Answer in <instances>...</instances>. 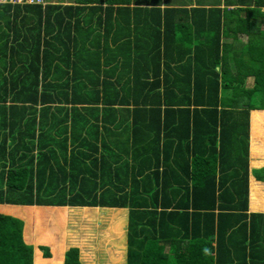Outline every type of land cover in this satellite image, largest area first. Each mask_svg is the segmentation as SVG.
<instances>
[{
  "label": "trees",
  "instance_id": "16d2710c",
  "mask_svg": "<svg viewBox=\"0 0 264 264\" xmlns=\"http://www.w3.org/2000/svg\"><path fill=\"white\" fill-rule=\"evenodd\" d=\"M6 1L0 3V204L126 209V264H228V250L220 246L222 230H232L230 242L237 236L252 242L264 239V215L249 214L246 220L248 111L264 109V35L259 34L264 0H67L66 5L57 0L43 6ZM236 36L245 40L243 46H232ZM160 49L167 60L182 66L172 70L166 65L161 71ZM226 49H246L250 62H230L223 57ZM67 56L81 64L76 78L95 81L85 87L83 96L77 84L69 89ZM121 69L134 72V94L119 101L121 111L106 99L99 109L105 84ZM219 71L232 95L222 104L241 110L245 117V122L232 118L234 127H244L243 149L236 144L221 156L211 132L222 117L192 123L189 112L182 109L167 119L173 112L172 92L184 83L180 76L187 79L180 92L187 93L193 81L195 104L209 107L217 98ZM248 76L255 79L254 87L247 86ZM160 91L172 100H165L171 104L163 118ZM54 107L64 112L60 121L70 129V137L59 143L50 135L59 123ZM87 113L94 116L91 121ZM21 126L25 130L19 135L27 141L15 145L8 163L6 137L12 138ZM36 127L40 141L34 157ZM67 142L73 146L78 142L69 156L71 167L87 169L83 175L79 172L80 180L72 171L46 175L52 168L49 157L67 158ZM173 143L186 144V153L176 168L179 173L165 185L176 189L165 198L168 192L154 193L147 184L149 175L144 174L168 167L171 157H161L160 150L171 149ZM54 144L61 146L55 149ZM201 145L205 151L213 147L210 157ZM84 147L88 152L82 154ZM19 151L23 154L18 160H25L24 165L16 160ZM7 163L10 173L5 171ZM260 173L257 180L263 181L264 169ZM60 184H70L71 193L77 192L66 198ZM22 227L20 220L0 214V264H32V247L23 242ZM216 237L219 244L214 248ZM39 249L43 258H50L47 247ZM64 264H81L78 249L66 250Z\"/></svg>",
  "mask_w": 264,
  "mask_h": 264
},
{
  "label": "crops",
  "instance_id": "0c3cea01",
  "mask_svg": "<svg viewBox=\"0 0 264 264\" xmlns=\"http://www.w3.org/2000/svg\"><path fill=\"white\" fill-rule=\"evenodd\" d=\"M22 0H20L21 2ZM37 1L42 0H32L30 4H38L43 6V4L38 3ZM6 0H0V3H6ZM86 20V17L83 18ZM234 36L232 35V38ZM239 38L236 36L233 40V43L231 39L229 40L228 44L232 43L233 47L244 45L245 40H238ZM163 49H160V52H162ZM71 52H73L71 50ZM222 49L220 50V55L222 54ZM250 54L246 49H226L224 56L226 59H228L230 62L232 61H242L243 63H249L250 62ZM166 52H162V55L160 56V62H159V68L161 71L166 70V65L169 66V69L175 70L177 67H181L182 65H178L175 61L177 60H167ZM67 64L71 66L68 67V76L72 79L69 83V89H73L74 86L77 84L78 89H81L82 96L85 94L86 86H90L95 82H91L90 79L88 81L86 80H79L75 77V70L82 69L80 62H77L75 58L68 57L67 56ZM57 63H59L57 61ZM183 63V62H181ZM150 64H148L149 66ZM61 66V64H60ZM227 66V69L233 68V66ZM2 65H0V70H2ZM61 68H63L61 66ZM164 68V70L162 69ZM218 68H220L218 66ZM108 69V68H107ZM106 69V70H107ZM153 69V68H152ZM131 70V69H130ZM122 69L117 71L115 73V76L110 79V83L107 82L105 84L106 91L104 93L101 92L100 94V104L98 105L99 109L104 106V103L102 100H107L108 102H113L114 106L113 109L117 108L121 111L122 106L119 103L120 100L126 99V95H132L134 94V91H132V86H135L134 82V72L131 74V71ZM102 71V67H101ZM231 72V71H230ZM223 71L218 72L219 77V83H218V90H217V98L215 103L210 105L209 107H206L204 104H195L196 97L194 96L196 94V90L194 86V82L192 81L190 89L187 90L184 93H181L180 91L186 86L185 81L186 75L180 76L179 78L183 80V84L174 89L172 94L174 97V101H172L169 97H165V93L163 91H160V98L158 101H160V117L163 118L164 115V109L168 107L171 103L165 102L166 99H169V101H172L173 105L170 107L171 111L167 119L173 117L174 113L177 111H181L182 109L189 112L190 116L189 121L193 122H199L201 118L206 119L208 117H211L212 115L223 119L222 121L219 120L216 123V126L214 127V130L211 132L212 138L215 140V150L217 155L220 154L222 151H232L234 149V146L236 144H240L241 148L243 149V137H244V127L242 128H236L232 125L233 121L232 118H241L242 121L245 122L244 114L237 110H231L227 107H225L222 104L223 99H230L232 97L231 90L227 89L226 83H223L221 80ZM261 74V73H259ZM6 75V74H4ZM263 75V74H262ZM58 76V75H57ZM100 81H103V75L100 76ZM162 81V79H161ZM247 86L254 87L255 79L253 77L247 78ZM149 82H152V79L149 80ZM60 83V82H59ZM207 90V87L204 86L203 91ZM72 90H70L71 92ZM102 91V90H101ZM223 91L227 92L230 91V95L223 94ZM171 94V95H172ZM106 95L108 99L106 98ZM85 98V97H84ZM98 99V98H97ZM156 98H152V103ZM139 101V100H138ZM118 102V103H115ZM131 106L134 108V104L129 101ZM84 103V102H83ZM118 104V106H117ZM246 106V105H245ZM68 107V106H67ZM70 107V106H69ZM78 108H81V106H77ZM147 107L151 108V99L148 100ZM190 107L189 109H187ZM193 109V110H192ZM100 116L101 112L99 113ZM185 114V112H183ZM64 112L58 111L54 107V116L57 120H59V123L54 124V130L50 132L51 138H54V142L59 143L61 138L63 137H70L69 134V128L66 126H69V124H65L61 122L60 120L63 118ZM85 116L88 118L89 121H91L94 116L87 113ZM24 118L27 120L28 113L26 112L24 115ZM54 118V119H55ZM185 119V116L183 117ZM38 119V117H37ZM55 119V120H56ZM183 119V120H184ZM26 120L24 122H26ZM38 121V120H37ZM232 121V122H231ZM156 122V121H154ZM157 123V122H156ZM172 124L168 123L167 125ZM101 125V122H99V126ZM66 128V129H65ZM25 130L24 126L18 127L15 131L13 137L11 138L10 135L6 137L7 139V152L8 154V163H10V152L14 149L15 145L21 142H26L27 139L23 138L24 136H20L19 133H23ZM67 130V134H65L63 131ZM35 133V145H34V151L31 155L34 157L38 153V136L40 134V131L38 130V127H36ZM60 135V136H59ZM22 138V139H21ZM47 140H50L49 138ZM188 142V141H187ZM189 143V142H188ZM61 144H54V148H59ZM78 146V142L74 144V146L71 144V142L66 143V150H67V158L63 159L61 157L56 158L52 160L49 155L46 153L47 151H44L46 155L49 157V162L52 165L51 170L47 171L46 175H49L53 172L54 176H61V175H68L72 172L77 173V176L80 180L79 172L83 175V172L87 169L80 168L81 165L78 166H72L71 167V160L70 159V152L73 149V147ZM185 146L186 144H175L173 143V147L169 150H164L161 148L160 156H169L171 157L170 161L167 163L168 167L164 168L162 165L158 169V172H156L154 169L148 170L145 172V175H149V180L147 181V184L149 185V189H151L154 193H162L165 189L168 194H164L163 196H166L165 198L171 197L176 189L175 186L173 187H165L167 183H171V176H174L176 173H179L178 168L182 161L184 160L183 157H181L182 154L185 152ZM204 153L206 152V155L209 157L211 156V153L213 152V147H211L208 151H205L204 147L201 145ZM221 147H225L224 149L220 150ZM80 149V148H76ZM75 149V150H76ZM58 153V151H56ZM88 152L85 147L84 149H80V153H86ZM22 151L18 152V155L16 156V160L22 156ZM30 155V156H31ZM177 157L178 163H175V158ZM182 160V161H181ZM21 161V164H26L25 160H18ZM247 161H248V187H247V215L248 219L247 222H249V217L253 214H260L264 215V180L258 181V176H260L261 170L264 169V109H251L248 111V154H247ZM5 167V171H9L7 173H10L12 168L10 165ZM76 167V168H73ZM118 166L113 165V168L116 169ZM73 168V169H72ZM132 168V167H130ZM0 169H3L1 167ZM117 171V170H116ZM121 171V168L118 169V172ZM167 172L164 174V172ZM157 173V175H156ZM226 173L224 174V176ZM36 178H34L35 180ZM100 179V178H99ZM141 178H138L140 180ZM69 181V179H67ZM109 183V182H108ZM107 184V183H106ZM59 187H62L60 184ZM65 188L64 197L71 198L72 195H74L77 190L74 189L73 193L72 187L70 184H66V186H63L61 189ZM225 188H228V184L225 185ZM5 190V189H3ZM58 192V191H56ZM221 192V189L216 191L215 197H218ZM54 196V192L52 194ZM107 209L108 211L114 213V217L106 223L107 228L106 232L103 233L100 237L105 247L109 249L107 260L104 261L105 264H126L127 260V252H128V242L126 238L127 234V223L124 224L123 221L126 218V215L123 213H119L120 210L126 211V209H118V208H105V207H61V206H48V205H33V206H26V205H9V204H0V214L4 216H9L12 218H15L17 220H20L23 223L22 227V240L26 245H29L32 247V264H64L65 260V253L68 248H76L79 252V261L81 264H96L95 261L92 259V251L87 247L90 244L87 243L90 232H85L82 227V221H80V225L78 226L77 230L71 231L70 226V214L72 212H78V210L86 211V210H95V209ZM202 211V210H198ZM205 210L202 212L204 213ZM221 212V211H220ZM128 213V211H126ZM219 213L218 210H215V214ZM222 213V212H221ZM81 219V218H80ZM256 223V222H255ZM254 223V226H255ZM98 224V223H96ZM249 229V228H247ZM99 230V229H98ZM232 230H222L220 233V238L222 239V244L220 246L223 247V251H225V247L228 250L229 253V261L228 264H264V239H254V243L250 241L249 239H242L238 238V236L233 240L229 241L230 234ZM249 231L254 232V229H249ZM257 233V232H256ZM74 237V239H73ZM258 238V237H257ZM84 240H87L86 246L84 245ZM219 242L218 237L215 238V241L213 242L212 246L215 248ZM228 244H230V247H228ZM40 247H47L50 252V258H43V253L40 251ZM111 249V252H110ZM226 259V257H225Z\"/></svg>",
  "mask_w": 264,
  "mask_h": 264
},
{
  "label": "rangeland",
  "instance_id": "374dc122",
  "mask_svg": "<svg viewBox=\"0 0 264 264\" xmlns=\"http://www.w3.org/2000/svg\"><path fill=\"white\" fill-rule=\"evenodd\" d=\"M11 1L12 3H16V2L21 3L22 1L25 0H22L21 2L20 0L17 1L11 0ZM26 1L30 3L32 0H26ZM49 1L52 3L57 2V0H42L37 2L45 5ZM63 1L64 3L62 5H66L65 2L67 0H63ZM260 29H262V32H260L259 34L264 35V26H261ZM223 94L230 95V91L227 92L223 91ZM126 211L123 210L119 211V213H123L124 215H126V218L123 221L124 224L128 223V213H126ZM114 215H115L114 213L112 214V212L108 211L107 209H98V208L95 210H89V211L86 210L84 212L78 210V212H72L70 214L71 231L77 230L78 226L80 225V221H82V227H83L82 230H84L85 232H90L88 242L87 240H84L83 242L85 246H86V242L90 244L87 247L92 251V259L93 261L96 262V264H105L104 261L107 260L109 249L104 246L100 236L106 232V228H107L106 223L108 222L109 219L111 220L114 217ZM260 232L262 233L261 229ZM228 247H230V244H228Z\"/></svg>",
  "mask_w": 264,
  "mask_h": 264
},
{
  "label": "clouds",
  "instance_id": "9594fccd",
  "mask_svg": "<svg viewBox=\"0 0 264 264\" xmlns=\"http://www.w3.org/2000/svg\"><path fill=\"white\" fill-rule=\"evenodd\" d=\"M127 227H128V223H127Z\"/></svg>",
  "mask_w": 264,
  "mask_h": 264
}]
</instances>
